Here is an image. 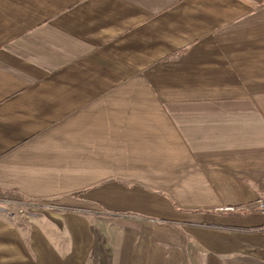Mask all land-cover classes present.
<instances>
[{
    "label": "crops",
    "instance_id": "1",
    "mask_svg": "<svg viewBox=\"0 0 264 264\" xmlns=\"http://www.w3.org/2000/svg\"><path fill=\"white\" fill-rule=\"evenodd\" d=\"M0 197V264H264V0H0Z\"/></svg>",
    "mask_w": 264,
    "mask_h": 264
},
{
    "label": "rangeland",
    "instance_id": "2",
    "mask_svg": "<svg viewBox=\"0 0 264 264\" xmlns=\"http://www.w3.org/2000/svg\"><path fill=\"white\" fill-rule=\"evenodd\" d=\"M2 198H9V197H0V199H2ZM11 198H13V197H11ZM23 199H25V198H23ZM25 200L27 201V203L23 207L24 208L23 213L25 212V208H29L32 206L37 207V208H48V209H52V208H54V206L56 207V205L52 204L51 202H48L47 200H28V199H25ZM0 204L5 205L9 212H12L14 214H19L17 212V207L13 203H4V202L0 201ZM102 255H104V254L102 253ZM92 257H94V256H92Z\"/></svg>",
    "mask_w": 264,
    "mask_h": 264
},
{
    "label": "built area",
    "instance_id": "3",
    "mask_svg": "<svg viewBox=\"0 0 264 264\" xmlns=\"http://www.w3.org/2000/svg\"><path fill=\"white\" fill-rule=\"evenodd\" d=\"M0 201L4 202V203H13L16 207H17V212L19 214L23 213V207L24 205H26L27 201L23 198H19V197H13V198H2L0 199ZM260 205H261V211L264 213V198H262L260 200Z\"/></svg>",
    "mask_w": 264,
    "mask_h": 264
}]
</instances>
